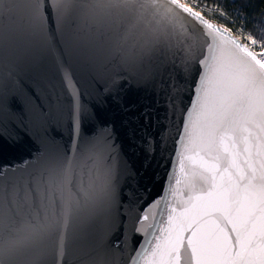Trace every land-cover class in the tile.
Instances as JSON below:
<instances>
[{
    "label": "snow or ice",
    "instance_id": "6c2138e0",
    "mask_svg": "<svg viewBox=\"0 0 264 264\" xmlns=\"http://www.w3.org/2000/svg\"><path fill=\"white\" fill-rule=\"evenodd\" d=\"M92 7L94 22L114 34L117 52L125 53L123 63L131 62L146 79L169 63L188 76L194 73L176 132V160L169 173L174 183L166 189L176 193L179 169L191 177L186 198L169 209L159 227L154 222L144 229L152 206L141 209L144 214L135 217L140 226L134 224L133 231L142 239L129 264H264V34L246 33L244 18L233 17L222 0H94ZM60 8L58 0L13 4L20 24L34 33L42 31L46 15L54 12L59 18ZM208 13L223 17L225 25L235 19L242 23L235 29L219 27ZM79 96L77 89L75 154L49 147L35 158L26 181L5 183L0 174V264H13L21 254L13 239L5 246L3 235H16L28 207L47 209L56 202L62 208L61 220L52 219L47 227L63 247L61 222L69 227L77 203L72 192L97 216L107 215L115 203L112 133L103 126L80 143ZM4 99L0 96V104ZM46 115L40 109L37 119Z\"/></svg>",
    "mask_w": 264,
    "mask_h": 264
},
{
    "label": "water",
    "instance_id": "95a60500",
    "mask_svg": "<svg viewBox=\"0 0 264 264\" xmlns=\"http://www.w3.org/2000/svg\"><path fill=\"white\" fill-rule=\"evenodd\" d=\"M93 2L58 0L60 17L46 15L42 31L34 33L20 24L14 0H0V85H6L0 87L5 98L0 104L4 182L26 181L35 158L49 147L75 154L77 89L80 143L107 126L115 142L111 151L118 176L115 203L105 216L95 215L91 205L72 192L77 203L69 227L61 222L63 247L47 227L50 220H61L62 208L56 202L47 209L40 204L28 207L19 217L16 235H3L5 246L13 239L21 247L13 264H129L142 239L133 231L135 217L144 214L141 209L152 206L144 229L154 222L159 227L169 209L186 198L191 177L179 169L182 182L175 186L176 193L166 189L174 183L169 173L176 160V132L182 109L189 104L194 73L188 76L178 64L169 63L154 79H146L131 62L123 63L125 53L117 52L115 35L93 20ZM40 109L47 115L37 119Z\"/></svg>",
    "mask_w": 264,
    "mask_h": 264
},
{
    "label": "trees",
    "instance_id": "16d2710c",
    "mask_svg": "<svg viewBox=\"0 0 264 264\" xmlns=\"http://www.w3.org/2000/svg\"><path fill=\"white\" fill-rule=\"evenodd\" d=\"M226 10L232 13L235 17L236 13H239L240 17H243V23L246 24V33L252 32L254 34H264V0H222ZM208 19L235 29L242 23L241 20L235 19L234 22H229L225 25V19L223 17L212 18V14L208 13L206 16Z\"/></svg>",
    "mask_w": 264,
    "mask_h": 264
}]
</instances>
